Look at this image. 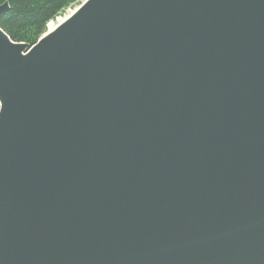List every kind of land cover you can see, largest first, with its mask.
Returning <instances> with one entry per match:
<instances>
[{"label": "water", "instance_id": "1", "mask_svg": "<svg viewBox=\"0 0 264 264\" xmlns=\"http://www.w3.org/2000/svg\"><path fill=\"white\" fill-rule=\"evenodd\" d=\"M0 264H264V0L0 28Z\"/></svg>", "mask_w": 264, "mask_h": 264}, {"label": "trees", "instance_id": "2", "mask_svg": "<svg viewBox=\"0 0 264 264\" xmlns=\"http://www.w3.org/2000/svg\"><path fill=\"white\" fill-rule=\"evenodd\" d=\"M78 0H0L9 9L0 19V28L13 42L30 47L46 33L48 23Z\"/></svg>", "mask_w": 264, "mask_h": 264}, {"label": "rangeland", "instance_id": "3", "mask_svg": "<svg viewBox=\"0 0 264 264\" xmlns=\"http://www.w3.org/2000/svg\"><path fill=\"white\" fill-rule=\"evenodd\" d=\"M86 0H78L76 4L70 6L65 11H63L55 20L48 23L46 27V33L43 35H47L50 30H53L59 23H61L64 19L69 17L75 10H77ZM61 21V22H60ZM42 36V37H43ZM41 37V38H42Z\"/></svg>", "mask_w": 264, "mask_h": 264}, {"label": "bare ground", "instance_id": "4", "mask_svg": "<svg viewBox=\"0 0 264 264\" xmlns=\"http://www.w3.org/2000/svg\"><path fill=\"white\" fill-rule=\"evenodd\" d=\"M65 20H66V19H64L62 22H64ZM60 22H61V21H60ZM62 22H61V23H62ZM61 23H59V24H61ZM59 24H58V25H59ZM58 25H57V26H58ZM57 26H56V27H57ZM56 27H55V28H56ZM55 28H54V29H55ZM54 29H53V30H54ZM53 30H50V32H52Z\"/></svg>", "mask_w": 264, "mask_h": 264}]
</instances>
